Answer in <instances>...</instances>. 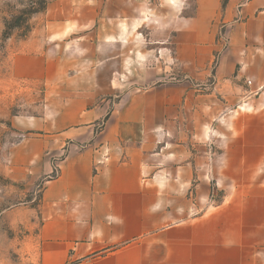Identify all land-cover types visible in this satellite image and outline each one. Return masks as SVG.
Returning a JSON list of instances; mask_svg holds the SVG:
<instances>
[{
	"label": "crops",
	"instance_id": "1",
	"mask_svg": "<svg viewBox=\"0 0 264 264\" xmlns=\"http://www.w3.org/2000/svg\"><path fill=\"white\" fill-rule=\"evenodd\" d=\"M206 1L178 34L183 80L71 97V118L11 149L5 174L44 182L33 264H264V0ZM132 2L52 0L48 23L109 36Z\"/></svg>",
	"mask_w": 264,
	"mask_h": 264
},
{
	"label": "rangeland",
	"instance_id": "2",
	"mask_svg": "<svg viewBox=\"0 0 264 264\" xmlns=\"http://www.w3.org/2000/svg\"><path fill=\"white\" fill-rule=\"evenodd\" d=\"M199 1L133 0L115 34L92 28L64 37L48 23L52 0H0V264H33L27 246L44 184L5 174L11 149L71 118L62 116L71 97L114 105L155 84L183 80L178 34L189 28ZM229 30L219 26L212 69L229 47ZM213 81L211 75L208 84Z\"/></svg>",
	"mask_w": 264,
	"mask_h": 264
},
{
	"label": "built area",
	"instance_id": "3",
	"mask_svg": "<svg viewBox=\"0 0 264 264\" xmlns=\"http://www.w3.org/2000/svg\"><path fill=\"white\" fill-rule=\"evenodd\" d=\"M57 161H60V160L57 159ZM58 175H59V166L56 165V167H55L54 177H56V176H58Z\"/></svg>",
	"mask_w": 264,
	"mask_h": 264
}]
</instances>
